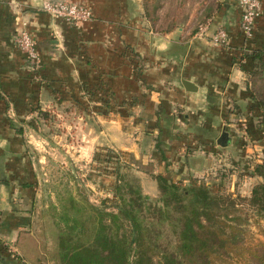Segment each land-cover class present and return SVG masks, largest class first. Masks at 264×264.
<instances>
[{"label": "crops", "instance_id": "crops-1", "mask_svg": "<svg viewBox=\"0 0 264 264\" xmlns=\"http://www.w3.org/2000/svg\"><path fill=\"white\" fill-rule=\"evenodd\" d=\"M64 1L89 6L92 20L71 27L42 12L41 0H0V234L29 259L32 234L25 231L36 176L28 138L31 119L41 112L60 118L84 87H103L117 113L99 117L100 138L122 152L125 164L154 168L143 194L155 196V176L174 182L226 165L235 146L231 122L247 123L258 110L248 92L253 60L240 61L264 50V0L249 41L238 0ZM177 4L183 8L175 12ZM209 19L211 32L227 30L226 45L198 37L197 23ZM20 29L36 43L38 73L15 46ZM223 131L231 138L226 148L217 143ZM9 260L0 256V264H13Z\"/></svg>", "mask_w": 264, "mask_h": 264}, {"label": "rangeland", "instance_id": "rangeland-1", "mask_svg": "<svg viewBox=\"0 0 264 264\" xmlns=\"http://www.w3.org/2000/svg\"><path fill=\"white\" fill-rule=\"evenodd\" d=\"M180 6H175V12L183 8ZM197 24L198 32V27L204 22ZM198 37L210 42L207 37ZM243 56L240 65H243L244 59L251 58L249 54ZM252 65L253 70L254 62ZM37 70L35 72L38 73ZM248 81H251L250 75ZM259 83L258 86L253 84L252 88L264 98V83ZM82 92L74 103L63 105L62 117L46 112L44 116L31 119L34 133L28 139L31 140L30 152L35 163L36 181L31 224L29 231H25L32 234L27 252L31 259L18 249L15 242L7 241L0 234V256L10 259L13 264H31L28 260L32 264H61L58 231L59 226L65 225L62 213L71 207L72 199L77 202L88 200L96 207L113 212L117 204L114 188L118 175L127 174L137 179L145 194L144 180L154 178L151 173L154 168L144 170L141 166L125 164L121 158L122 152L107 146L100 138L99 117L117 113V102L112 101L113 98L108 100L101 86L84 87ZM248 92L251 97L250 85ZM253 104V109L258 110L247 123L240 122L239 118L231 122L234 126L229 128V132L232 131L236 147L231 150L226 165L211 169V173L205 176H189L174 181H183L189 186L191 180H196L218 189L217 194L223 197L224 204L220 205L221 215L217 216L220 222H212V226L225 228L228 233L230 231L242 239L245 245L252 247L264 243V213L260 215L249 202L253 188L261 183L254 169L264 164L263 114L255 101ZM87 115L91 118L90 123L89 120L86 122ZM87 123L93 125V131L86 129ZM147 191L152 192L149 188ZM148 197L153 207H162L159 191L155 196ZM71 215L74 216L72 211ZM155 222L163 233L161 245L175 251L178 244L177 226L162 221L160 214L155 215Z\"/></svg>", "mask_w": 264, "mask_h": 264}, {"label": "trees", "instance_id": "trees-1", "mask_svg": "<svg viewBox=\"0 0 264 264\" xmlns=\"http://www.w3.org/2000/svg\"><path fill=\"white\" fill-rule=\"evenodd\" d=\"M249 56L254 62L249 73L250 94L262 111L264 125V98L252 88L253 84L260 85V81L264 83V50ZM254 172L261 183L253 188L249 202L262 215L264 164L257 165ZM156 182L162 207H153L137 179L127 174L117 177L114 188L117 204L113 212L88 200L72 199L71 207L62 213L65 225H57L60 263L264 264V243L248 246L225 228L212 226V222H220L217 216L221 215L223 203L213 185L191 180L187 186L183 181L170 182L162 175L156 177ZM156 214L167 224L177 226L175 251L161 245L163 233L155 222Z\"/></svg>", "mask_w": 264, "mask_h": 264}, {"label": "built area", "instance_id": "built-area-1", "mask_svg": "<svg viewBox=\"0 0 264 264\" xmlns=\"http://www.w3.org/2000/svg\"><path fill=\"white\" fill-rule=\"evenodd\" d=\"M241 12L240 29L246 39H252L258 19L262 15V4L260 0H238ZM40 10L52 17L65 21L71 27H79L89 22L93 18L92 10L89 6L79 3H71L64 0H41ZM212 20H207L201 24L198 36L207 37L216 46H223L229 42V34L223 27L212 31ZM15 46L23 55L27 63L32 65V69H38L40 65V55L36 48V43L26 29H20L15 36Z\"/></svg>", "mask_w": 264, "mask_h": 264}, {"label": "water", "instance_id": "water-1", "mask_svg": "<svg viewBox=\"0 0 264 264\" xmlns=\"http://www.w3.org/2000/svg\"><path fill=\"white\" fill-rule=\"evenodd\" d=\"M183 84L186 88L187 91L189 92H194L195 91V86L192 83L183 81ZM230 142V137L229 134L225 131L222 132L221 136L219 137L217 143L220 147L226 148L229 145Z\"/></svg>", "mask_w": 264, "mask_h": 264}]
</instances>
